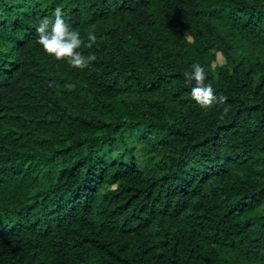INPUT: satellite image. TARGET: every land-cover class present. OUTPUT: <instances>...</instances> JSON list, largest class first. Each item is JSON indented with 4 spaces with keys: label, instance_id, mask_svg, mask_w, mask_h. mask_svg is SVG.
Instances as JSON below:
<instances>
[{
    "label": "trees",
    "instance_id": "1",
    "mask_svg": "<svg viewBox=\"0 0 264 264\" xmlns=\"http://www.w3.org/2000/svg\"><path fill=\"white\" fill-rule=\"evenodd\" d=\"M0 264H264V0H0Z\"/></svg>",
    "mask_w": 264,
    "mask_h": 264
},
{
    "label": "clouds",
    "instance_id": "2",
    "mask_svg": "<svg viewBox=\"0 0 264 264\" xmlns=\"http://www.w3.org/2000/svg\"><path fill=\"white\" fill-rule=\"evenodd\" d=\"M36 32L39 44L47 53L57 59L67 58L72 66L84 68L96 58L93 54H85L81 50L80 46L83 42L81 32L73 28L65 19L62 5L55 7L51 16L39 19ZM95 41V32L89 31L88 46L90 47ZM206 75L204 65L199 62H193L190 70L183 73L186 83L192 85L190 89L192 98L203 106L211 105L216 99L212 84L206 82Z\"/></svg>",
    "mask_w": 264,
    "mask_h": 264
},
{
    "label": "rangeland",
    "instance_id": "3",
    "mask_svg": "<svg viewBox=\"0 0 264 264\" xmlns=\"http://www.w3.org/2000/svg\"><path fill=\"white\" fill-rule=\"evenodd\" d=\"M218 62H219V63H224V59H223L222 56H219Z\"/></svg>",
    "mask_w": 264,
    "mask_h": 264
}]
</instances>
